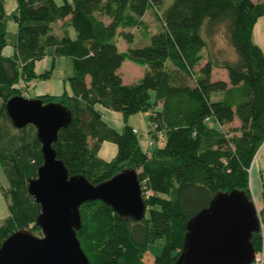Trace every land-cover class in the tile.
<instances>
[{"label":"trees","instance_id":"trees-1","mask_svg":"<svg viewBox=\"0 0 264 264\" xmlns=\"http://www.w3.org/2000/svg\"><path fill=\"white\" fill-rule=\"evenodd\" d=\"M3 1L0 162L10 188L4 191L9 217L0 225V247L19 230L41 232L36 224L41 206L28 188L44 163L42 144L33 124L21 129L11 124L6 104L15 95L23 96V90L28 97L32 80L48 77L49 72L36 74L35 63L57 44L56 53L74 60L71 92L41 97L73 112L71 124L59 131L53 145L57 158L71 176L83 175L93 184L134 169L146 187L149 215L140 222L121 218L101 201L81 207L77 235L91 264H174L183 251L189 220L217 193L241 190L251 197V169L264 147V52L254 41L264 2L174 0L161 13L163 0H17L11 15L18 24L16 52L7 57L3 49L9 16ZM152 9L161 21L156 32L143 19ZM68 17L77 37L58 39L52 25ZM134 28L141 30L144 44L121 50L119 30L134 44ZM220 29L236 58L214 56L210 40ZM125 60L150 70L139 81L125 83L119 72ZM216 67L228 72L227 81L214 79ZM21 81L27 83L24 89L18 86ZM217 92H222L218 100L213 99ZM98 104L126 119L150 112V123L165 134L164 146L152 153L144 150L133 127L127 124L119 133L103 119ZM235 120L240 125L231 135L224 126ZM106 140L119 148L110 163L98 157ZM161 239L166 244L156 256L151 248ZM252 241L259 251L261 234Z\"/></svg>","mask_w":264,"mask_h":264},{"label":"water","instance_id":"water-1","mask_svg":"<svg viewBox=\"0 0 264 264\" xmlns=\"http://www.w3.org/2000/svg\"><path fill=\"white\" fill-rule=\"evenodd\" d=\"M6 114L15 128L33 124L42 144L44 163L28 190L41 206L36 224L43 236L26 229L13 233L0 247V264H91L77 235L81 207L89 202L101 201L127 220L145 219L148 205L136 170L125 169L93 184L83 175L71 176L57 158L53 145L73 120L69 107L15 95ZM260 231L258 210L246 192H219L189 220L183 251L174 264H252L257 254L252 240Z\"/></svg>","mask_w":264,"mask_h":264},{"label":"crops","instance_id":"crops-1","mask_svg":"<svg viewBox=\"0 0 264 264\" xmlns=\"http://www.w3.org/2000/svg\"><path fill=\"white\" fill-rule=\"evenodd\" d=\"M253 1L257 2V3L258 2H264V0H262V1L261 0H257V1L253 0ZM3 2H4L5 11H6L7 15L9 16V20H8V24H7V30H8V26L10 24H13V25H14V23L16 24V22L13 19H11V15H12V13H14L17 10L18 3H17V0H4ZM154 14H155V11H153V9L149 10L144 15L143 19L147 22V18L151 15H154ZM66 19L68 21L69 17ZM69 25H71V23L66 24L64 26L62 21H58L52 25V31L51 32L58 39L63 38L67 34L75 39L77 37V34L73 35L70 32V26ZM16 26H17V24H16ZM149 29L156 32L159 29V27L154 28V29L149 27ZM17 32H18V27H17ZM17 32H16V36H15V38H13L12 42H10V41L8 42V39H7V45L3 49L4 56L13 57L15 55V52H16L15 43H16V38H17ZM143 40H144V38H143ZM254 41L264 52V15L260 16L258 18L256 24H255ZM127 44H128V42H127ZM57 46H58V44L49 47L48 48L49 53L45 57H43L42 59L36 61V63H35V72L37 75H41V74H44L46 72H49V75L46 78H37L36 79V81H35L36 84L31 87V90L34 92V96L32 98H37V97L41 98L42 96H44L46 94L60 95L65 90L69 91L70 87L67 86V80L74 73V60H73V58H71L69 56H66L63 54L59 55L58 53H56L55 48ZM128 47L129 46H126V47L124 46L123 50H126ZM71 63L73 64V69L71 67ZM123 65L120 68L119 72L122 75L125 83H134V82H137L144 77V74H141L140 76H137L138 74L135 75L136 71L138 72V70H140L141 68L144 69L145 68L144 66H140L134 62L130 63L126 67H123ZM223 80L227 81L228 79L224 78ZM89 82H90V78H89ZM69 92H71V91H69ZM96 109L102 113L103 119L108 123V125L111 126L113 129H115L116 131H118L119 133H121L124 130V128L127 124L130 125L131 127L135 128V129H137L135 126L130 124V117H128L126 119L125 116L123 115V113H121V112L110 110L108 108H105L101 104L96 105ZM145 113L148 115V117L150 116V114H149L150 112H145ZM149 120H150V118H149ZM237 121L239 122V120H237ZM228 125L229 124H227L225 126H228ZM239 125L240 124H238L237 126H239ZM139 131L141 132V130H139ZM141 134H143V133H141ZM163 146H160V147H163ZM148 152L152 153L153 151L148 150ZM118 153H119V148L115 144V142L106 140V141L102 142V144L100 146V149L98 152V157L101 161H103L105 163H110L111 161H113L117 157ZM258 155H260L259 156L260 158L256 164L257 172H256L255 178H258V177L260 178L261 176H263V173H264V147L260 150ZM257 160H258V158H257ZM255 181L258 182L257 179H255ZM252 186H253V184H252V179H251V188H252ZM256 187H258V186H256ZM262 188H263L262 192L264 193V185H262ZM252 190L254 191V187H253V189H251V191ZM6 202H7V200H6ZM257 206H259L260 208L263 207V195L260 196V200H259V203H257ZM8 209H9V207H8Z\"/></svg>","mask_w":264,"mask_h":264},{"label":"rangeland","instance_id":"rangeland-1","mask_svg":"<svg viewBox=\"0 0 264 264\" xmlns=\"http://www.w3.org/2000/svg\"><path fill=\"white\" fill-rule=\"evenodd\" d=\"M257 1V0H256ZM262 1V0H261ZM56 2L58 4H62L64 2V0H56ZM174 2V0H163V3L161 5H159V9L162 12H164V10H166L170 5H172V3ZM104 19H106V21L109 20V17L104 15L103 16ZM12 19V18H11ZM62 21L63 25L65 26L66 24H70V20L67 21V19L64 20H60ZM161 23V21L159 20V18L154 14L151 15L147 18V24L149 27H151L152 29L154 28H158L159 24ZM17 24V23H16ZM16 24H10L8 26V33H7V39L8 42H12L13 38H15L16 36V32H17V27L18 24L16 26ZM70 26V32L73 35L77 34V30L75 29V27L71 24ZM134 32V36H135V43L134 44H127V41L125 39V37L123 36V30H119L118 35L116 37V42L117 45L121 48V50L124 49V46H136V45H141L144 44V40L142 37V33L141 30L134 28L132 30ZM220 32L216 33V35H213V39H211L210 43L212 44V52L214 54L215 57L219 58V59H224V58H228V59H234L236 58V55L234 54L233 49L230 47V45L228 44V42L226 41L225 37H224V33L223 31L220 29ZM205 54H207V51H204ZM206 62V59L202 62V64H204ZM130 63H133V61L131 60H125V62L123 63V67L128 66ZM71 67L73 69V64L71 63ZM140 67V66H139ZM148 70H150L149 68L145 67L144 69L141 68L140 70H138V72L136 71L135 75L140 76L141 74H146V72H148ZM213 77L215 80L217 79H224L227 78L228 79V72L223 69V68H218L216 67L214 69L213 72ZM36 79L34 80L33 85L36 84ZM67 86H69V82L67 80ZM66 88V87H65ZM31 90L30 88V94L28 96V98H32L34 96V92ZM69 91L70 88H69ZM32 94V95H31ZM220 97H222V92H217L213 95V99L218 100ZM150 114V113H149ZM130 124L135 126L137 128V130H141V132L139 131V133H135L136 135H138V137L141 139V144L144 150L146 151H154L157 147L163 146L165 144V141H158L155 140L154 145L152 147L148 146V142H149V130L153 129V123H150L149 117L145 112H139L136 114H133L130 116ZM238 124H240L237 120H235L234 122H232L231 124H229L228 126H225V130L228 131V129H231V135L234 134L233 129L235 130L238 126ZM135 128H133L134 130ZM134 132V131H133ZM143 133V134H141ZM239 134V132H237ZM260 155H258L255 159L253 168L251 169V179H252V188L254 187V191H251V198L255 203V206L258 210V214L260 216V220L261 222L264 223V215L262 213L263 207H259L257 206V203H259L260 200V196L263 195L262 192V185H264V173L263 176H261L260 178H255L256 176V164L259 161V157ZM258 158V160H257ZM257 160V161H256ZM255 179L258 180V182L255 181ZM261 182V183H260ZM263 182V183H262ZM251 186V184H250ZM258 186V187H256ZM10 188V184L9 181L5 175L4 169L2 167V164L0 162V225H2L6 219L9 216V209H8V203L6 202L5 199V195H4V191H8ZM262 192V193H261ZM261 206V205H260ZM149 215V209L147 211V215ZM37 237H42V231L40 233H36L35 234ZM166 244V240L165 239H161L159 240L155 245L152 246L151 250L153 251L154 255L159 256L162 253L163 250V246Z\"/></svg>","mask_w":264,"mask_h":264},{"label":"built area","instance_id":"built-area-1","mask_svg":"<svg viewBox=\"0 0 264 264\" xmlns=\"http://www.w3.org/2000/svg\"><path fill=\"white\" fill-rule=\"evenodd\" d=\"M34 81L32 80L30 82V84H33ZM27 83L25 81H21L18 86L22 89H24L26 87ZM23 96L27 97V91L26 90H23ZM208 120V119H207ZM134 133H139V131L137 129H134L133 130ZM149 133V142H148V146L149 147H152L154 145V142L155 140H158V141H165V134L163 133V131L159 130L157 128V124H153V129L152 130H149L148 131ZM146 190V187L142 186V191H143V194H144V191ZM147 196H150L151 193L150 192H147L146 193ZM259 215V214H258ZM260 218V216H259ZM261 222V220H260ZM260 234H261V238H262V244H261V249L259 251H257V254H256V258H255V261L252 263V264H264V223L261 222V231H260Z\"/></svg>","mask_w":264,"mask_h":264}]
</instances>
